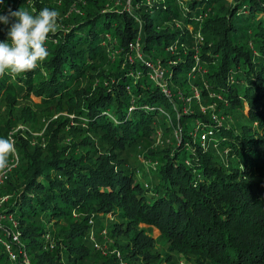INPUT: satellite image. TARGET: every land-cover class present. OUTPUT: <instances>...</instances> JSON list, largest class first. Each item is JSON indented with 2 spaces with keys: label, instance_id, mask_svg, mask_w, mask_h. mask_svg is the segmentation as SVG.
Here are the masks:
<instances>
[{
  "label": "trees",
  "instance_id": "obj_1",
  "mask_svg": "<svg viewBox=\"0 0 264 264\" xmlns=\"http://www.w3.org/2000/svg\"><path fill=\"white\" fill-rule=\"evenodd\" d=\"M126 1L0 9L64 13L43 65L0 76V264H264V0Z\"/></svg>",
  "mask_w": 264,
  "mask_h": 264
},
{
  "label": "clouds",
  "instance_id": "obj_2",
  "mask_svg": "<svg viewBox=\"0 0 264 264\" xmlns=\"http://www.w3.org/2000/svg\"><path fill=\"white\" fill-rule=\"evenodd\" d=\"M7 0H0V9ZM60 12L55 8L0 10V76H19L43 65L49 55L50 34L58 31ZM14 150L11 139L0 136V169L8 167Z\"/></svg>",
  "mask_w": 264,
  "mask_h": 264
},
{
  "label": "built area",
  "instance_id": "obj_3",
  "mask_svg": "<svg viewBox=\"0 0 264 264\" xmlns=\"http://www.w3.org/2000/svg\"><path fill=\"white\" fill-rule=\"evenodd\" d=\"M130 5L129 0L126 1V8H128ZM128 47L130 49V51L132 52V54H130L128 56V58L130 60L133 59H142L143 57V52L141 49V45L138 41V38L136 40L130 41L128 43ZM146 67L151 70V74L150 76L153 78H161L163 71L160 68V65L158 62H151V61H147L145 63ZM135 75H137L136 73H134ZM194 96L196 98H198V92L195 90L194 91ZM207 134H211V132H207ZM206 133H201L200 134V139H201V144L203 145L204 142L207 140V135ZM9 139H11L13 141V137L9 136ZM8 167L5 169H0V185H2L8 178L9 174L11 173V171L16 167L17 163H18V155L15 151V149L12 152V156L10 157V159L8 160ZM7 199V196H1L0 197V204L5 201ZM3 221H7L10 223V226L12 227V229H16L17 227V223L15 221V219L13 218V216L11 214H6V213H0V222L3 223ZM89 223H91V220H89ZM3 231V233L1 232ZM7 234L8 235V239L4 238L3 235ZM102 234H106L105 230H103ZM19 233L18 231H14V232H9V230L7 228L1 227L0 226V242L2 243L5 251L7 252L9 258L11 260H16L18 255L13 251V246L14 244L19 242ZM27 263V261H26ZM124 264V263H122Z\"/></svg>",
  "mask_w": 264,
  "mask_h": 264
},
{
  "label": "rangeland",
  "instance_id": "obj_4",
  "mask_svg": "<svg viewBox=\"0 0 264 264\" xmlns=\"http://www.w3.org/2000/svg\"><path fill=\"white\" fill-rule=\"evenodd\" d=\"M61 15H64V13H63V12H60V16H61ZM60 26H61V25H60ZM189 112H190V108L187 107V106L184 107L183 110H182V113H189ZM55 116H56V115H55ZM16 129H23V130L18 131V132L16 133V134H17L16 137H18L20 134L24 133V132H23V131H24V128L22 127V125H21V126H18ZM20 132H21V133H20ZM148 135H149V137L151 138V140H152L154 143H157V144H160V143H161L162 133H161L158 129H153ZM12 136H13V135H12ZM14 140H16V139H14ZM1 196H2V193H0V197H1ZM0 226L6 228L2 222H0ZM152 234H153V236H157V235H158V231H157V230H153ZM110 245H111V240H107V241L104 243L103 247L105 248V250H108V249L110 248ZM181 263H182V262H181Z\"/></svg>",
  "mask_w": 264,
  "mask_h": 264
}]
</instances>
